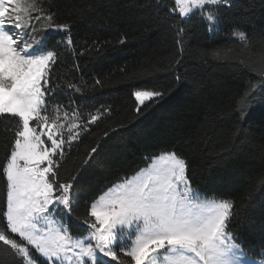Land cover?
Returning a JSON list of instances; mask_svg holds the SVG:
<instances>
[{
  "label": "trees",
  "instance_id": "obj_1",
  "mask_svg": "<svg viewBox=\"0 0 264 264\" xmlns=\"http://www.w3.org/2000/svg\"><path fill=\"white\" fill-rule=\"evenodd\" d=\"M150 3L152 6H146ZM161 4L168 6L157 12L155 0H54V22L71 25L75 49L74 54L66 48L60 50L56 82L64 87L76 84L84 95L73 90L68 96L56 97L49 104L47 123L64 121V111L71 117L74 108L84 122L97 110L110 109L60 161L59 180L67 183L97 140L104 145L74 186L79 202L68 226L73 236L86 235L72 223L75 217L85 216L86 204L136 174L152 157L175 151L186 159L194 188L234 202L232 211L238 215L233 216L229 231H238L237 242L242 241L248 256L259 261L264 258L260 255L264 203L259 200L264 196V100L253 96L242 103V97L264 73V0H237L236 7L219 8L223 23L215 33L199 21L200 13L181 22L178 13L169 12L175 7L174 0H161ZM32 22L37 28L43 23H36L34 17ZM173 24L184 29L179 44ZM234 30L245 32L246 41L234 36ZM66 35L56 34L49 47ZM121 39L126 41L123 45L118 43ZM93 41L104 44L100 54L89 50ZM241 63L245 67L237 71ZM140 72L156 75L136 84L127 82ZM96 79L103 87L96 86V92L89 95ZM137 90L163 91L165 96L151 108L141 107L138 114L132 95ZM57 103L65 106L59 112L53 107ZM249 104L252 108L241 120L235 109L248 110ZM121 124L129 127L103 137ZM63 134L67 139L66 128ZM9 139L0 135V164L6 163L4 145ZM6 190V181L0 178V209H6ZM250 196L256 198V204L246 209ZM3 223L6 226V220ZM13 238L18 239L15 234ZM115 250L119 253V247Z\"/></svg>",
  "mask_w": 264,
  "mask_h": 264
},
{
  "label": "snow or ice",
  "instance_id": "obj_2",
  "mask_svg": "<svg viewBox=\"0 0 264 264\" xmlns=\"http://www.w3.org/2000/svg\"><path fill=\"white\" fill-rule=\"evenodd\" d=\"M174 3L169 12L178 13L181 22L200 13L199 21L213 33L223 23L219 8L237 6V0H174ZM155 5L157 12L168 6L161 4V0H155ZM53 6L54 0H0V124L4 125L0 135L11 137L4 145L6 163L0 164V178L6 181L7 189L6 209H0V264H264V258L257 261L244 251L243 242H237L238 231H229L233 216L238 215L232 211L234 202L194 188L186 159L175 151L163 152L141 174L110 188L91 205L86 204L85 216L75 217L72 223L87 234L73 236L68 219L73 216L80 195L73 191L74 186L90 167V161L104 151V145L97 140L67 183L59 180L60 161L66 150L70 152L73 143L80 141L110 109L97 110L84 122L74 108L71 117L64 111V121L47 123L49 104L56 97L68 96L73 90L84 95L76 84L64 87L56 82L60 50L66 48L74 54L75 49L71 25L54 22ZM206 8L210 10L205 11ZM33 17L36 23L43 21L39 28L32 22ZM172 27L177 28L179 44L184 29L176 24ZM58 33L67 35L49 47L50 39ZM233 35L241 41L247 39L243 31L234 30ZM125 42L118 41L120 45ZM103 49L104 44L96 41L89 46L97 54ZM80 55H84L83 50ZM179 63L177 60L176 65ZM244 67L241 63L236 70L242 71ZM155 75L134 73L127 82L136 84L152 80ZM96 86L103 87L102 81L95 80L89 95L96 92ZM132 95L139 114L141 107L155 106L165 93L137 90ZM253 96L264 100V73L259 83L251 84L244 92L242 103ZM68 98L75 103L71 96ZM53 107L59 112L65 106L57 103ZM251 108L249 104L248 110L239 106L235 111L240 112L243 120ZM76 120L81 123L72 122ZM128 127L121 124L104 132L103 137L109 138L111 133ZM44 128L49 131L44 133ZM65 128L67 139L63 134ZM43 135L50 141V147ZM56 156L59 160L54 159ZM259 200L264 203V196ZM255 204L256 198L250 196L245 207ZM260 255L264 257V248Z\"/></svg>",
  "mask_w": 264,
  "mask_h": 264
},
{
  "label": "rangeland",
  "instance_id": "obj_3",
  "mask_svg": "<svg viewBox=\"0 0 264 264\" xmlns=\"http://www.w3.org/2000/svg\"><path fill=\"white\" fill-rule=\"evenodd\" d=\"M30 126H31V125H30ZM42 131H43L44 133H47L49 130H48L47 128H44ZM37 134L39 135V134H41V132L38 131ZM42 139L45 140L46 146H48V147L51 146L50 141H47V137H46V135H43V136H42ZM42 147H43V145L41 146V148H42ZM161 154H162V153H160L159 155H161ZM159 155H157V156H159ZM157 156H155V157H157ZM155 157H152V158L150 159V161L148 162L147 166L143 167V168L140 169L136 174H134V175L128 177L127 179H133V178H135L137 175L141 174V173H142V170H146V169H148V168H149V165H151V164L153 163V159H154ZM21 163H23V162H21ZM44 166H47V164H45ZM125 180H126V179H124L123 181H121V182H119V183H117V184H115V185H118V184H120V183H123ZM115 185H113V186L110 187V188H113ZM110 188H109V189H110ZM109 189H107L103 194L108 193V190H109ZM101 195H102V194H101ZM101 195H100V196H101ZM76 237H79V236H76Z\"/></svg>",
  "mask_w": 264,
  "mask_h": 264
}]
</instances>
